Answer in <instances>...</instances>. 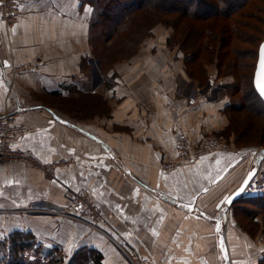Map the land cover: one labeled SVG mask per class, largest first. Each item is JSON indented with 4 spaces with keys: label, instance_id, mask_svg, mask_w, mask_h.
I'll return each instance as SVG.
<instances>
[{
    "label": "crops",
    "instance_id": "obj_1",
    "mask_svg": "<svg viewBox=\"0 0 264 264\" xmlns=\"http://www.w3.org/2000/svg\"><path fill=\"white\" fill-rule=\"evenodd\" d=\"M83 2L19 0L15 26L0 25V114L15 112L27 130L14 146L45 163L72 162L54 177L20 163L0 165V238L28 232L68 257L95 249L102 264H133L129 256L136 251L150 264H258L264 240L239 227L234 203L223 208L260 149L232 141L197 162L161 170L174 162L179 135L196 146L225 129V86L205 90L188 79L182 55L166 52V39H156L158 25L135 54L110 67L107 75L115 76L107 87L97 69L81 65H94L92 9ZM51 92H61L60 99ZM80 93L106 106L91 103L88 119L71 116L59 103ZM77 189L101 206L103 224L57 213L64 194ZM246 197L248 206L264 204V195ZM39 207L44 213L23 211Z\"/></svg>",
    "mask_w": 264,
    "mask_h": 264
},
{
    "label": "trees",
    "instance_id": "obj_2",
    "mask_svg": "<svg viewBox=\"0 0 264 264\" xmlns=\"http://www.w3.org/2000/svg\"><path fill=\"white\" fill-rule=\"evenodd\" d=\"M174 1L181 2L171 4L169 0H84L83 4H89L92 9L88 44L92 60L100 65V74L104 67L115 64L124 54L128 56L131 52H135L139 43H142L144 38L152 36V29L161 24L172 32L166 39V45L171 49L176 47L181 53L183 71L188 78L196 84L199 83L197 87L202 89L205 81H213L206 72L205 65L214 64L216 72L222 74L219 76L233 77L232 83L224 84V86L233 89V93L242 92L238 103L232 102L226 106L225 114L228 124L218 135L224 140L234 137L233 141L238 147L248 148L257 144L264 146L261 141L264 136V127L262 124L255 126L253 121V117L264 118V102L259 99L252 83L258 58L257 49L264 37V33L261 32L264 17L263 20L258 19L255 13H264L263 0H255L253 5H250L249 0ZM249 8H254V10H249ZM246 44L250 46H245ZM246 54L255 60L253 65L245 62L248 56ZM81 62L85 69L88 61L82 60ZM106 71L105 69L102 75L103 83L108 87L114 75L112 78L107 75ZM246 89H248L247 93ZM60 94L61 92L50 93L51 97H59L58 99L61 97ZM84 97L93 98L92 95L80 93L77 99L67 101L81 102L85 100ZM93 100L98 108L106 106L105 102L98 97ZM90 101L89 104L93 103ZM255 104L260 107L258 111L253 110ZM90 107L92 108L93 105L91 104ZM237 112L245 114V117L234 118L233 114ZM69 113L77 117L83 114L90 115V110L80 109L69 111ZM253 134L258 140L254 143L249 142ZM247 199V197H242L235 201L233 212L235 208L243 210V205L239 204L247 205ZM249 214V220H254L257 216L256 213L250 212ZM45 248H50L49 251H57V246L48 247L40 244L36 236L28 232L13 231L8 233L4 239H0V259L4 264H24L22 258L36 251L41 259H45V256L43 257ZM60 255L61 257L57 258L51 256L47 259L48 264H63L64 258L62 254ZM101 258L97 250L81 248L71 259L67 260V264H102ZM258 264H264V258H261Z\"/></svg>",
    "mask_w": 264,
    "mask_h": 264
},
{
    "label": "built area",
    "instance_id": "obj_3",
    "mask_svg": "<svg viewBox=\"0 0 264 264\" xmlns=\"http://www.w3.org/2000/svg\"><path fill=\"white\" fill-rule=\"evenodd\" d=\"M21 14L19 0H0V25L7 28L15 26ZM16 113L13 111L0 114V164L14 162L36 168L46 176L54 177L55 171L64 166L71 165L70 159H62L45 163L38 156L25 149L16 148L15 142L19 137L24 136L27 131L25 126L15 121ZM176 156L173 163L162 166V171L169 172L184 164L197 162L200 157L210 152L226 149L221 139L207 136L199 142V145L191 144L185 135L176 138ZM252 194L264 195V170L258 171L247 183L242 197ZM65 206L58 209L60 215H70L73 218H80L88 221L91 225L99 226L104 223V215L101 206L91 197L88 190H68L64 194ZM36 208V207H35ZM28 208L24 212H44V210ZM50 209L48 210V212ZM45 212V213H48ZM133 264H150L147 255H141L138 251L129 256Z\"/></svg>",
    "mask_w": 264,
    "mask_h": 264
},
{
    "label": "rangeland",
    "instance_id": "obj_4",
    "mask_svg": "<svg viewBox=\"0 0 264 264\" xmlns=\"http://www.w3.org/2000/svg\"><path fill=\"white\" fill-rule=\"evenodd\" d=\"M170 2H171V4L172 3H180L179 1H174V0H169ZM253 1H254V3H255V0H249V3H250V5H253ZM262 1V0H261ZM260 1V2H261ZM262 4L264 5V0L262 1ZM249 5V6H250ZM249 10H254V8H249ZM251 12H253V11H251ZM250 14H252V13H250ZM256 15H255V17H258V19L259 18H262V20H263V17H264V13L263 12H258V13H255ZM254 16V15H253ZM263 22H264V20H263ZM264 24V23H263ZM158 25H160V27L158 26ZM157 26L160 28V30H161V32L159 33V34H157L158 35V37L156 38V39H167V37L168 36H170L171 35V31L170 30H168V29H166L165 28V26H163V25H161V24H158ZM156 27V26H155ZM157 27V28H158ZM262 28H263V30H262ZM261 28V32L262 33H264V26ZM260 30V29H259ZM259 35V32H258V34H257V36ZM153 36V35H152ZM152 36H149V37H146V38H144V40H147V38H153ZM155 39V38H154ZM263 39V38H262ZM143 40V41H144ZM143 41H141L142 43H143ZM160 44V43H159ZM158 44V45H159ZM140 45H141V43H139V45L137 46V49H136V51L138 50V48L140 47ZM165 45H166V41H165ZM256 45H257V43H256ZM256 45H255V48H256ZM245 46H250V45H245ZM244 46V47H245ZM165 48V47H164ZM169 49V50H168ZM168 49L166 48V50H164V51H166V52H170V51H178L177 50V48L175 47V48H173V49H171V48H169L168 47ZM156 50H158V49H156ZM258 50V49H257ZM135 51V52H136ZM135 52L133 51V52H131V54L130 55H123L122 56V58H120V59H118V61L117 62H119V61H122V60H125V59H127V58H129V57H131L133 54H135ZM179 52V51H178ZM254 52H256V50L254 51ZM180 53V52H179ZM181 54V53H180ZM178 55V54H177ZM246 55H248V54H246ZM91 59H92V56H91V53H90V56H89ZM124 58V59H123ZM93 61V60H92ZM254 59L250 56V55H248L247 56V58L245 59V62L246 63H252V65H253V63H254ZM94 62V65H91V64H88L87 66H85V71H88L89 72V69L91 68H93L94 67V69H97V72H98V75H100L102 78H103V71L106 69L107 71H108V69H110V66L112 67V66H114L115 64H112V65H110V66H107V67H104V69L102 70V74H100V69H99V64H98V62H96V61H93ZM106 66V65H105ZM205 68H206V72H208V75H209V77L210 78H212L213 79V81L212 80H209V81H205V83L203 84V88L202 89H205L206 90V86L207 87H211L212 89L213 88H215L216 87V85L219 83V84H223V86H224V84L226 85V84H231L232 83V81H233V77L231 78L230 76L229 77H222V76H219V75H222V74H220L219 72H216L217 70H215V65L213 64V65H205ZM251 68H252V66H251ZM222 69V68H221ZM223 70V69H222ZM251 70V69H250ZM96 71V70H95ZM106 71V72H107ZM105 73V72H104ZM89 75L91 76V73H89ZM114 75V74H113ZM115 76V75H114ZM187 76V75H186ZM188 77V76H187ZM189 79V78H188ZM192 80V79H191ZM193 81V80H192ZM195 84H196V82L195 81H193ZM198 85H199V83H197ZM196 84V85H197ZM209 85V86H208ZM183 86V85H182ZM182 86H179L180 87V89L179 90H181L182 91V89H183V87ZM244 89V88H243ZM225 90H226V94H227V96H226V100L229 102V103H232V102H234V103H238L240 100H239V98H240V95L242 94V92L241 93H233V89L231 90V89H229L227 86H225ZM244 91V90H243ZM247 91H248V89H246L245 90V92L247 93ZM213 92H214V90H213ZM206 93V92H205ZM209 93H211V92H209ZM244 93V92H243ZM191 94V93H190ZM85 96V95H84ZM84 99L85 100H87V101H81V102H75V103H71V101H60V103H59V105H61L62 107H63V109H67V110H69L70 112L71 111H75V110H83V111H89L90 110V105L91 104H89L88 102L90 101V99L92 100V101H90V103L91 102H95V100H93V98H91V97H89V98H86V97H84ZM250 100H252V98L250 99ZM257 109H260V107H258V105L257 104H255L254 105V108H253V110H256V111H258ZM262 111V110H261ZM263 112V111H262ZM255 113H258V112H255ZM254 113V114H255ZM77 117H80L81 119H88L89 117H90V115H86V114H83V115H77ZM233 117L234 118H237V117H239L240 119H242V117H245V114H241V113H238L237 112V114H233ZM248 117H250V116H248ZM253 121L255 122V126H257L258 127V125L259 124H262L263 125V127H264V118H257V117H253ZM207 136H212V137H215V138H217L218 140L219 139H221V141L223 142V144H225L227 147H232V146H234V143H232V141L234 140V137L233 138H229L228 137V139H226V140H224V139H222L221 138V136L220 135H218V134H215V133H213V134H207V135H205V137H207ZM231 139V140H230ZM230 140V141H229ZM258 140L255 138V136H254V134L253 135H251L250 136V139H249V142H252V143H254V142H257ZM261 141L264 143V136L262 137V139H261ZM249 147H253V146H249ZM254 147H257L258 149H262L264 146H258V144L257 145H254ZM7 163H14V162H5V164H7ZM5 164H0V165H5ZM240 206L241 205H243V210H240V209H238V208H235V211H234V214L236 215V219H237V222H238V225H239V227H241L242 229H244L245 231H246V233H248L249 235H250V237L252 236L253 238L254 237H256V236H259V238H261L262 240H264V204H257V205H250V206H248V205H246V204H239ZM38 206V205H37ZM40 208V210H44L43 209V207H39ZM250 212H252V213H256L257 214V216L255 217L256 219H248V215H250L249 213ZM44 213V212H43ZM245 213H247V214H245ZM8 234V233H7ZM4 239L5 238V236H3V237H1L0 239ZM46 249V248H45ZM49 249L50 248H48V249H46L45 250V254H43V257L45 256V259H41L40 258V254H38V253H36V252H31L30 253V255L29 254H26V256H24L22 259V261H24V264H48V260L47 259H50V257L51 256H55V258H57V257H61V255L60 254H62V256H63V258H64V263L63 264H67V260L68 259H71L72 258V256H74L78 251H76V252H74L72 255H70L69 257L66 255V254H64V251L62 250V249H60L58 246H57V251L55 252V251H53V250H50L49 251ZM60 250V252H59V250ZM80 255V254H79ZM79 255H78V257H79ZM261 257H263L264 258V253L262 254V256ZM22 263V262H21ZM0 264H4V262L3 261H1V259H0ZM56 264H59V263H56Z\"/></svg>",
    "mask_w": 264,
    "mask_h": 264
},
{
    "label": "water",
    "instance_id": "obj_5",
    "mask_svg": "<svg viewBox=\"0 0 264 264\" xmlns=\"http://www.w3.org/2000/svg\"><path fill=\"white\" fill-rule=\"evenodd\" d=\"M264 49V37L261 40V43L259 45L258 51H257V61L254 69V75H253V85L256 94L258 95L259 99H262L264 102V96L260 95L259 89L257 87L258 82L261 84H264V67L261 66V50ZM259 74V75H258ZM264 159V147L259 150V153L257 155V159L254 162V166L249 170V173L245 176V178L242 180L239 187L235 189L234 192H232L226 199H225V206L223 210L229 208L235 201H238L243 193L245 192V188L247 183L249 182V176L251 174V178L258 172L259 165L263 162ZM219 243L221 244L222 253L224 256H226V248L224 247V244H222V241L220 239ZM227 261V260H226Z\"/></svg>",
    "mask_w": 264,
    "mask_h": 264
},
{
    "label": "snow or ice",
    "instance_id": "obj_6",
    "mask_svg": "<svg viewBox=\"0 0 264 264\" xmlns=\"http://www.w3.org/2000/svg\"><path fill=\"white\" fill-rule=\"evenodd\" d=\"M41 2H43V0H41ZM54 2L55 0H53V3ZM261 66L264 67V49L261 50ZM257 87L259 89L260 95L264 96V84L258 82ZM249 179H251V174L249 176Z\"/></svg>",
    "mask_w": 264,
    "mask_h": 264
}]
</instances>
